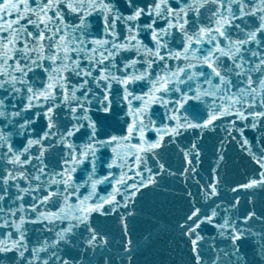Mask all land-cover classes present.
<instances>
[{
  "label": "snow or ice",
  "instance_id": "snow-or-ice-1",
  "mask_svg": "<svg viewBox=\"0 0 264 264\" xmlns=\"http://www.w3.org/2000/svg\"><path fill=\"white\" fill-rule=\"evenodd\" d=\"M0 264H264V0H0Z\"/></svg>",
  "mask_w": 264,
  "mask_h": 264
}]
</instances>
